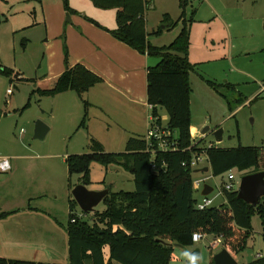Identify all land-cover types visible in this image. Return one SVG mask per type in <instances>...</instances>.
I'll list each match as a JSON object with an SVG mask.
<instances>
[{"label":"trees","instance_id":"trees-1","mask_svg":"<svg viewBox=\"0 0 264 264\" xmlns=\"http://www.w3.org/2000/svg\"><path fill=\"white\" fill-rule=\"evenodd\" d=\"M41 1V0H37ZM99 9L117 10V28L109 31L116 39L149 57L159 59L147 68V97L152 106L151 114L161 122V110H165L169 121L165 125L176 142L177 149L164 151L140 137L127 141L125 152H107L104 145L95 138H89V153L72 154L66 158L68 187L70 191L79 183L90 185L92 164L104 167L117 164L134 176L133 191H113L104 199L105 209L84 213L70 194V214L65 230L69 237L68 264H171L176 259L175 244L190 248L194 245L192 236H222V249L234 257L248 246L253 234L252 219L259 215L264 242V199L257 207L238 198L237 190L224 191L225 202L218 207L197 208L193 171V158L206 150L213 176H222L233 169L246 174L264 171V147L238 146L231 148L217 145L208 148L204 139L196 142L191 133V72L195 65L189 60L191 25L195 11L188 15V0H179L181 15L173 20L170 14L163 15L161 25L153 35L182 25L174 41L164 46L149 42L145 12L153 0H90ZM68 14L76 13L69 0H63ZM100 26L93 19H88ZM102 27V26H100ZM65 71L51 88H36L33 91L42 97L74 91L81 98L84 116L79 128H86L90 103L83 95L104 79L82 63L69 62L65 49ZM0 74L14 76L11 68L0 66ZM19 74H16L18 76ZM22 80H29L24 79ZM205 80V79H204ZM13 81V79H12ZM205 82L219 95L223 87L236 90L230 83ZM242 98V97H241ZM241 105V102L239 103ZM31 99L24 109L30 107ZM232 111L235 109L231 108ZM2 113H0V118ZM177 133V136H175ZM155 166V167H153ZM78 174L77 184L72 176ZM78 210L81 214H78ZM12 212L0 213V219ZM73 218L75 221L73 222ZM108 249L109 259L105 250ZM0 264H51L24 259L0 257ZM211 264H214L212 258ZM264 264V253L247 263Z\"/></svg>","mask_w":264,"mask_h":264},{"label":"rangeland","instance_id":"rangeland-1","mask_svg":"<svg viewBox=\"0 0 264 264\" xmlns=\"http://www.w3.org/2000/svg\"><path fill=\"white\" fill-rule=\"evenodd\" d=\"M52 1L51 4L54 6ZM70 1L72 4L75 3V0ZM188 1L187 13L191 15L195 11L196 20L191 28L193 50L189 59L192 63H196L195 70L190 75V82L191 119L197 123V131L202 132L209 126L210 131L204 135L205 145L214 143L224 148L264 147V92H260L264 84V0ZM61 2L64 5L63 0ZM146 12L147 29L151 33L161 25L160 20L165 13L170 14L173 19H178L182 11L179 0H153ZM67 18L68 15H66ZM44 19L42 0H0V66L20 70L23 72L22 78L29 79L22 80L19 75H14L12 81L10 77L0 74V113H2L0 155H15L25 152L26 148L41 152L50 151L52 148L53 151L68 152L70 155L89 153L87 137L89 130L84 127L78 129L85 110L77 94L72 91L69 95L59 97L57 101H54L53 97L33 94L38 87H53V85L48 87L49 85L43 80L46 74L43 62L46 44ZM180 29L181 24L168 32L169 35L166 38L170 39L172 34H178ZM150 38L152 39V34ZM156 38L159 40L157 42L165 45L170 43V40H164L165 37ZM62 39L65 62V49L69 53V48L66 39L64 37ZM69 62L71 63L70 53ZM202 76L221 84H235L236 90L223 87L221 92L225 95L224 98L208 86L201 78ZM8 89L13 91L11 95L7 93ZM66 96H73V101L65 99ZM29 99H31V105L24 109ZM74 103L78 108L74 106ZM231 108L235 110L232 111ZM167 119V112L161 111V122L164 125ZM38 121H42L49 127L44 140L34 138ZM220 128L223 129V139L217 142L213 133ZM11 161L14 164L13 160ZM26 163L23 162L21 165H27ZM202 164L208 165L207 162ZM110 167L112 169L108 171L107 180L114 182L115 191L135 189V182L128 180L133 174L122 168L119 172L114 171L113 168H117V165ZM200 168L202 167L194 168L193 179L204 181L201 183L202 189L196 190L194 196L201 201L204 186L210 185L213 191L207 197L212 200L210 206L213 207H218L225 202L222 188L228 179V174L232 172L235 175L234 182L238 189L246 173L233 169L222 176H213L211 170L197 171ZM104 169L105 167L98 163L93 164L92 175L95 182L88 186L89 189L95 190L93 187L100 186L101 181L104 180ZM33 171L37 172V176L32 179ZM41 171L40 169L19 170L17 178L8 187L47 191L59 184L54 180V176L51 177L53 172L48 171L44 175L45 172ZM26 173H30L28 175H31V180L27 178ZM78 178L79 175L75 174L72 176V181L77 183ZM63 197L59 196L56 202L51 195L48 199L42 198L40 202L34 201L32 206L47 208L58 219L62 217L64 222H68L69 215L66 213L68 201L65 200L64 203ZM104 209L105 205L102 202L96 210ZM78 214H81L80 210ZM93 214L94 212H92L91 220H94ZM252 225L253 234L248 240L247 248L235 257L239 263H247L259 252L264 253L259 215L253 216ZM208 236L199 243H194L193 249L175 247L176 259L171 264H189L185 253L192 254L195 248L200 249L197 264H211L214 255L222 250V243L216 248H211L210 241L217 236ZM56 253L60 257L65 256L66 245L59 247ZM116 264L120 263L116 262Z\"/></svg>","mask_w":264,"mask_h":264},{"label":"crops","instance_id":"crops-1","mask_svg":"<svg viewBox=\"0 0 264 264\" xmlns=\"http://www.w3.org/2000/svg\"><path fill=\"white\" fill-rule=\"evenodd\" d=\"M42 3L45 11L46 29L45 57L43 60L46 68L43 79L45 84L49 85L48 87L54 86L58 77L66 69L62 39L64 37L69 48L70 64L82 63L104 79L103 83L92 87L83 95L84 99L90 103L86 127L89 130L88 139L93 137L101 142L107 152H125L129 138H144L152 122V107L148 104L147 97V68L149 65L155 64L157 59L138 52L107 31L117 28V10L115 9H99L90 0H75L73 4L69 0L70 7L76 13L68 14L61 0H53L54 6L51 4V0H42ZM149 6L150 4H148L147 9ZM146 14L147 12H145V18ZM66 15L69 16L67 19ZM171 18L173 19L172 16ZM88 19H93L102 27ZM161 21L162 19L160 24ZM195 21L194 19L192 25ZM156 30L150 33L147 29L149 34ZM171 31L173 29L166 30L161 35L152 34V39L149 36V42L154 46H164V43L157 42L159 40L156 37H165L164 40L168 39L172 43L181 29L178 34H172L170 39L166 38L169 35L168 32ZM192 50L193 45L191 43L189 55ZM192 64L196 67V63ZM11 69L14 71V75L19 74V77L22 78L23 72ZM201 78L207 79L203 76ZM70 92L72 91L56 95L53 97L54 101H57L59 97H64L62 95H69ZM260 92H264V84H262ZM77 97H79L78 94ZM65 99L73 101L74 97L66 96ZM79 99L81 100L80 97ZM74 106L78 108L76 103ZM168 121L169 116L167 123ZM162 125L164 126L163 123ZM197 130V123L192 121L191 133L193 137H196V142L205 138L203 130L202 132ZM26 149L25 152L11 156L0 155V157L10 158L14 163L11 172L6 175L0 174V213L12 212L7 217L0 219V257L51 264H68L69 237L64 227L68 222H64L62 217H60V221L58 217L52 214L51 210L32 206V203L34 201L40 202L42 198L48 199L51 195L57 202L59 196L62 195L64 196V203L65 200L68 201L66 213L70 214L69 193L71 191L68 187L69 174L66 164V158L70 154L53 151L52 148L47 152L31 148ZM23 162H27V165H21ZM110 166L105 167L104 180L101 181L100 186L98 188L93 187V189L110 188L115 191L113 189L114 182L107 180L108 171L112 169ZM117 166V168H113L116 172H119L121 168L124 169L120 165ZM92 168L91 181L94 183ZM34 169L42 170L45 172L44 175L48 171L53 172L51 177L54 176V180L59 184L52 186L47 191L40 189L38 191L35 188L32 191L29 188L8 187L17 178L19 170L32 171ZM34 173L33 171L32 179L37 176V172L35 175ZM28 174L25 175L31 180V175ZM128 180L134 183V176ZM9 200L12 204L9 203ZM63 245H66L67 254L60 257L56 251ZM175 247L177 246L175 245ZM105 256L106 259H109L108 249L105 250ZM113 264L116 262L114 261Z\"/></svg>","mask_w":264,"mask_h":264},{"label":"water","instance_id":"water-1","mask_svg":"<svg viewBox=\"0 0 264 264\" xmlns=\"http://www.w3.org/2000/svg\"><path fill=\"white\" fill-rule=\"evenodd\" d=\"M69 17V16H68ZM49 127L42 121H38L35 128V139L44 140ZM210 131L209 126L204 128L203 134L206 135ZM217 142H221L223 139V129H218L213 133ZM210 167L206 166L197 171L208 172ZM213 191V188L206 184L202 191V195L208 196ZM238 198L245 201L247 204L257 207L264 199V171L246 174L240 181L239 188L237 190ZM71 194L76 200L79 208L84 213H92L96 210L97 206L104 201L109 194V188L100 190H91L82 182H79L72 190ZM177 247L187 249L180 244H175ZM198 258L200 257V249L195 248L192 252ZM214 264H240L236 258L227 250L222 249L216 253L213 257Z\"/></svg>","mask_w":264,"mask_h":264},{"label":"built area","instance_id":"built-area-1","mask_svg":"<svg viewBox=\"0 0 264 264\" xmlns=\"http://www.w3.org/2000/svg\"><path fill=\"white\" fill-rule=\"evenodd\" d=\"M7 93L9 95H11L13 93V91L11 89H8ZM152 107V106H151ZM152 109V108H151ZM151 124L150 127L146 133V136L144 137V139L150 144V146L153 148V152H155V146L157 145V148L164 150V151H169V150H176L177 149V145L176 142L174 140L171 139V134L168 131V129L166 128V126L161 125L157 122V118H155L152 114H151ZM208 148L215 146L214 143H210L208 145H206ZM207 162L208 165H204L202 163ZM191 166L193 168L199 167L201 166L202 168L209 166V159H208V154L206 152V150H204L201 154L196 155L192 162H191ZM12 161L10 160V158L8 157H0V174H5V173H9L12 171ZM155 167V166H153ZM200 168V169H202ZM211 170V169H210ZM232 171V170H231ZM203 179H199L197 181H194V188L195 190H200L202 189L201 183L203 182ZM235 175L230 172L228 174V179L226 182H224L223 188H222V194L224 191H234V190H238L235 184ZM204 189V188H203ZM203 191V190H202ZM202 194V192H201ZM203 196V199L201 201H199L197 199V208L199 209H205L207 207H210V205L212 204V200L209 199L207 196ZM73 222L75 221V219L73 218L72 220ZM208 238V235H203L199 232H196L193 234L192 236V240L194 243H199L201 240H203L204 238ZM222 236H217L216 238H214L212 241H210V247L211 248H216L218 247V245H221L222 243ZM262 253H258L256 257H261Z\"/></svg>","mask_w":264,"mask_h":264},{"label":"clouds","instance_id":"clouds-1","mask_svg":"<svg viewBox=\"0 0 264 264\" xmlns=\"http://www.w3.org/2000/svg\"><path fill=\"white\" fill-rule=\"evenodd\" d=\"M185 256L188 258L189 264H197L198 257L195 254L186 252Z\"/></svg>","mask_w":264,"mask_h":264}]
</instances>
